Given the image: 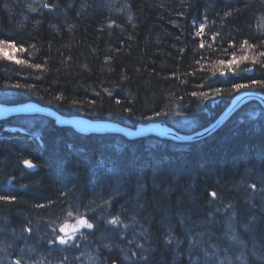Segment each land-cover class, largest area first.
Masks as SVG:
<instances>
[{"label": "trees", "instance_id": "obj_1", "mask_svg": "<svg viewBox=\"0 0 264 264\" xmlns=\"http://www.w3.org/2000/svg\"><path fill=\"white\" fill-rule=\"evenodd\" d=\"M45 2L52 11L41 6L37 15L23 20L12 9V0H0V39L22 42L18 47L25 48L24 52L12 49L11 60L0 58V103L16 106L34 101L63 116L111 120L132 128L162 122L189 133L209 126L240 91H257L264 96V87L252 84L253 79L264 80V58L258 57L264 51V21L259 20V15H264V0ZM200 23L205 29L197 37ZM244 41L255 47L241 48ZM245 52L249 58L237 71L251 68V72L236 75L218 63ZM16 59L25 63L16 64ZM33 63H40L41 68L30 67ZM122 76L127 79L122 80ZM218 77L232 78L222 83ZM234 83L249 87L234 91ZM17 84L24 89L29 84L33 87L26 91L15 88ZM213 88L221 91L214 93ZM104 89L111 90L112 96ZM201 92L209 96L202 98ZM55 95L64 98L56 101ZM89 100L94 104H88ZM176 106L193 121L191 129L172 122L169 112ZM124 108H131V114ZM23 159L34 160L38 166L34 173L25 174L28 170ZM69 172L74 174L69 176ZM258 173H264V109L256 102L243 105L211 134L184 143L151 136L128 140L106 132L78 134L40 116L14 115L0 120V185L16 197L11 204L0 202L2 224L24 228L29 217L62 210L64 204L75 201L73 196L78 199L83 192L108 196L117 179L122 181L120 189L131 190L127 192L131 198L142 183L148 189L136 204L146 209V214L140 209L141 219L153 223L148 264H180V260L174 261V248H166L162 240L168 227L176 237L183 236L182 241L191 228L187 220L197 218L201 232L211 233L206 228L208 223L212 225L208 193L217 190L239 211L242 207L235 188L241 189ZM12 177L15 185L9 186L5 181ZM153 178L158 188L166 190L164 197L148 186ZM122 199L119 196L116 202ZM37 204L44 207L37 208ZM220 204L217 201L216 206ZM114 207L113 202L111 212L116 215ZM131 209L136 207L131 205ZM181 216L187 228L182 225L184 229L179 230L172 222L179 219L181 223ZM252 218L258 221L245 219L243 225L252 240L264 246V215ZM215 236L213 243L234 256L235 243ZM244 241L246 246V238ZM245 246L242 253L248 250ZM113 251L109 259L105 256L106 264L115 263L109 262L117 249Z\"/></svg>", "mask_w": 264, "mask_h": 264}, {"label": "snow or ice", "instance_id": "obj_2", "mask_svg": "<svg viewBox=\"0 0 264 264\" xmlns=\"http://www.w3.org/2000/svg\"><path fill=\"white\" fill-rule=\"evenodd\" d=\"M43 8L52 11V6L49 3H45L42 5ZM29 10L35 12L36 9L29 6ZM228 15V13H225ZM39 23V21H37ZM205 25L203 23L199 24L195 35L200 37L204 32ZM18 43L14 40H10L9 38L0 39V58L11 60L13 59L11 55V50L16 49L19 52H24L25 48L20 46L18 47ZM262 45H264V41H262ZM231 46V45H230ZM247 46L248 49L254 48V44H249L248 41H244L241 44V48ZM203 47V44H201ZM183 52V49H181ZM258 57L264 58V51H260L258 53ZM247 52L239 58H237L234 54L232 58L228 61H219L224 68H227L229 71L235 72L236 75L241 74L242 72H251V68L239 69V65L244 61L248 60ZM200 61H197L199 63ZM257 62V57H252V63L255 64ZM16 64L22 65L25 63L24 60L16 59ZM30 67H34L36 69L41 68L40 63H33ZM111 71V69H109ZM221 75H224L221 72ZM39 79V77H37ZM122 80L127 79V77L122 76ZM252 84L256 85L259 84L261 87H264V80H252ZM33 85L29 84L27 89H24V85L17 84L15 88L17 89H24L26 91H30ZM249 87L243 83H234L233 90H240ZM107 95L112 96V91L109 89H104ZM212 91L214 93H219L221 91L220 88H213ZM99 95V93H97ZM193 96L196 93H192ZM202 98H207L209 94L207 92H201L199 94ZM62 95H55L54 100L62 101ZM121 101L119 99L116 100V104H120ZM77 102L73 101V106L76 107ZM88 104L93 105L94 101L89 100ZM123 111L125 113L131 114V108H124ZM183 112L176 110L174 113V118H180ZM160 115V113H157ZM77 122L84 126V121L77 120ZM22 164L25 169L28 170L25 174H32L37 169V164L34 162L33 159H23ZM87 170V168L85 169ZM63 172V168L61 169ZM74 173L69 172L68 175L71 176ZM5 183L9 186L15 185V177L9 178L5 181ZM122 181L120 179L116 180L115 187L109 192L108 196H104L102 193H95L93 195L92 201L85 205L83 203H73L70 207V210L67 212V217L73 218L75 223L72 225V230L69 233L66 231L67 225L64 223H58L59 220L63 219L62 217H55L54 219L50 217L49 222L46 227L50 228L49 231H45L44 236L46 238L45 242L49 249V254L52 253H68L72 249L79 248V241L80 240H87L90 235H95L96 230L100 227L101 223L105 225V232L113 233L115 236L119 238V244L114 245L112 242L103 244L104 248L112 249L113 247H120L121 252L123 254L122 259L127 264H148L149 256L148 253L151 251L149 248L145 247V241L149 236V229L144 228L141 224L140 219V209H143L144 205L140 204L138 208L134 209L127 217L122 216L119 212L116 215H113L111 212V207L113 201L122 195L120 191ZM154 185L156 184L155 178H153ZM260 184H261V192H264V176L260 177ZM21 187H24L21 185ZM146 185L142 183H138L137 185V196L136 199L140 198L141 193L144 191ZM254 190L256 189V185H250ZM68 195H72V193H68ZM211 199L208 201V205L211 206L216 204L217 201H222V195L217 191L213 190L208 193ZM73 200H76V197L73 196ZM0 202L11 204L16 202V197L13 195L12 192L7 191L3 185H0ZM37 208L44 207L43 205L37 204ZM232 207L231 204H227L224 206V209L220 207L216 208V212H220L222 210H227ZM84 208L85 211L81 212L80 209ZM125 209V205H121V211ZM75 214V215H74ZM185 221V217L181 216V224ZM137 225H140V229L137 230ZM3 229L0 228V232ZM23 233H28L27 239H31L34 234V229L32 227L31 221L28 222V226L22 229ZM130 234V235H129ZM205 235L204 232H196L195 235L192 234L191 230H188V257L190 264H200L201 258L195 255V249L201 248L203 251V264H215V260L219 259L216 256V247L214 245H210L212 247V253L210 254L207 249L203 248V236ZM200 237L201 239H198ZM105 237L101 236L103 240ZM143 238V239H142ZM3 239V237H0ZM228 239L234 243H240L238 237L235 233H231L228 235ZM126 240V245L124 244ZM181 241L177 239L176 235L174 234L173 228L171 226L168 227L166 232V240H165V247L170 248L173 244H175L176 248L179 249ZM8 247H11V244H8ZM137 249L138 251H133L132 248ZM30 251H35V249H30ZM0 252L7 253V247L0 246ZM243 253L241 256L236 257L237 260H242ZM68 255H63L62 257L58 258V264H68L69 261ZM75 259H79L78 257ZM89 261L91 264H100L99 259L97 257H93L91 255L88 256ZM179 259V253L174 256V261ZM11 264H29L28 259L25 258L23 253H21L15 260L11 261ZM36 264H44L43 260L36 261ZM51 264V261L49 262ZM115 264H120V261L117 260ZM220 264H224L223 261ZM231 264V261L228 262Z\"/></svg>", "mask_w": 264, "mask_h": 264}, {"label": "rangeland", "instance_id": "obj_3", "mask_svg": "<svg viewBox=\"0 0 264 264\" xmlns=\"http://www.w3.org/2000/svg\"><path fill=\"white\" fill-rule=\"evenodd\" d=\"M45 1L46 0H12V4H13L12 9L16 13H18V16H21L23 20H27L29 17L32 16V14L37 15L39 13L41 6L46 3ZM106 1H115V0H106ZM102 5H106V4H102ZM29 6H31L32 8H35L36 11L35 12L30 11ZM56 8H57V6H56ZM43 9L46 10L45 8H43ZM259 20H261V22L264 21V15L263 14L259 15ZM263 26H264V22H263ZM231 78L232 77H223V78L218 77V81L223 83L224 81L231 79ZM176 110L181 111L180 107L176 106V107H173V109L170 110V112H169V116H170L172 122L178 127H182L184 129H191L193 127V124H194L193 121L189 120L188 118L183 116V114H181L180 118H178V119L174 118V113ZM248 111L249 110H247L246 112H248ZM144 124H146V123H144ZM254 176H256V178L255 179L253 178L254 179V180L252 179L253 181H245V184L241 185V187H240L241 189L237 190L235 188V190L237 191L236 199H238V202L240 203L239 205L242 207V209H240L238 211L235 203L231 199H228V198H223V200L221 201V204H220L221 209H224V206L227 204L232 205V207L230 209H227L226 211L222 210L220 212H216V208H217L216 204L217 203L209 206V209L212 212L211 213V215H212L211 224L212 225H208V224H210V223H208L207 226H209V227L206 226V228L209 229L208 231H210L211 233L206 232V234L203 236V238H202L203 248L207 249V251L211 254L212 252L209 249L210 248L212 249V247H210V245H214L217 249L216 256H218V257L222 256L224 258V261H223L224 264H228V261H229V259L226 258V256L228 254L233 256V254L230 251H227L228 253H226V251H225V253H224V251L222 252L218 248V244L213 243V241L216 239L215 235H217V237H220L221 239H222V237H224V238L226 237L227 238L226 241L228 243H230L231 241L228 239V235L234 232L236 234V236L238 237V235L236 233V230H237L240 237H242L243 234L240 231L241 229L246 231L245 232L246 246L244 243L245 241H243V240L240 241V243H235V246H234V244H232L233 250H235L234 251L235 257H234V263H231V264H244L247 261V260L241 261V260L236 259V257L241 256V254L243 252V250L241 248H243V246H245L249 250V252H247V253L255 261H258L259 264H264V246H262L263 244L259 245L258 242L256 243L254 240H252L251 235L249 233V229L244 227V225H243V223L245 222V219L249 220L250 222H255L258 220H257V218H252V216L256 217L257 214L258 215L262 214V216L264 215V192H261V190H260L261 189L260 177L264 176V173H262V174L258 173L257 175H254ZM253 184H255L257 186L255 190L252 187H250V185H253ZM148 186H150L152 188V192L159 191L158 196L160 198L164 197V195L166 194L165 193L166 190L163 191L160 188H158L156 186V184L154 185L153 181L150 182L148 184ZM146 189H148V188L145 187L144 190H146ZM120 191L122 193V196L120 195V198L122 197L123 199H122V202L120 204L115 205L114 209H118V211H120L121 214H125V211H127L128 214L124 215V217H127L132 212L131 205L135 206L136 208L139 207L138 206L139 204L138 205L136 204L139 199H136L137 194H134L133 197L129 198L130 196L128 193L131 192L130 189L123 188V189H120ZM224 191L227 192V189ZM107 194H109V193H107ZM93 195L90 192H83V195H81V197L76 199L73 203H83L85 205H88L92 201ZM118 198H116V199H118ZM129 200L131 201V203H129ZM73 203L68 204V205L64 204L62 210L59 209V210L54 211V212L48 211L47 213H45V215H38L37 217L33 216L31 218L29 217V221H31L32 227L34 229V234H33L31 239L26 238L28 236V233H23L22 232L23 228H19L17 230L11 229V228H9L8 224L6 226H5V224H2V223H5V220L0 218V228L3 229V231L0 232V237H3V239H0V246L7 247V253L0 252V264H11V261H13V256H15L17 258L21 253H23L25 258L28 259L29 264H36V261H39V260H43L44 264H49L50 261H51V264H58V258L62 257L63 255L69 256L70 261L68 264H91V262L88 259L89 255H91L93 257H97L98 255H100V256L103 255V257H104V255H106L105 253H107V255L109 256L110 253H112L111 251H113L114 249H117V252H120L122 254L120 247H114L112 249H107V248L103 247V244L109 243V242H112L114 245L119 244V238L117 236H115L113 233L105 232V226H101V228H98L96 230L95 235H93L94 238H92L90 240L91 244L81 243V241H83V240L79 241V248L72 249L73 251L78 253L77 255L72 253V250L68 253H57L56 255L53 253L51 255L49 254V249H48V246L45 242L46 238L44 236L45 231L50 232V230H51L50 228L46 227L48 222H49V219H50V217L53 219L57 216L62 217L63 219L59 220L58 223L66 224L67 225L66 231H68L70 233L72 230V225L75 223V220L73 218L67 217V212H68V210H70V207ZM121 205H125V209L123 211H121ZM250 208H252V210H255L256 212L255 213L253 211L251 212L249 210ZM143 210H145V214H146V209L143 208ZM80 211L83 212V211H85V209L81 208ZM197 216H199V214ZM175 218H176V216L173 213L172 219L175 220ZM199 218H200V216H199ZM138 219H140L141 224L143 225L144 228L149 229V236H148L147 240L145 241V246L148 248V245L152 244V240H151V236H150V233H151L150 230L152 229L151 227H152L153 223L150 224V222H146L147 221L146 219L144 221V219H141V216H139ZM198 220L199 219H197V218H196V220H187V223H189L190 224L189 226L191 227V228H188V230H194V233H196L195 230L198 229L197 231L201 232V230H203V227L199 224L200 222H198ZM176 221L178 222L179 219H176ZM176 221H173L172 223L174 224L173 226L179 230L184 229V228H182V225L186 226V224H187V223L181 224L180 222L176 223ZM101 225H104V224L102 223ZM211 227H212V229H211ZM232 227L234 228V230ZM185 228H187V227H185ZM139 229H140V225H137V230H139ZM220 229H222V230H220ZM101 236H104L105 238L102 240ZM177 237L181 238L183 236L179 235ZM187 238H188V236H187ZM197 238L201 239L200 237H197ZM162 240H164V242H165L166 235H164V234L162 235ZM107 241H109V242H107ZM8 244H11V247H8ZM124 244L126 245V240H125ZM188 246H189L188 242H186L184 245H181V243H180L179 249L175 248L176 246L174 244L172 245V247L174 248L173 249L174 256L177 253H179V258H183L185 260V264H190L189 257L187 254L188 253ZM152 247H154V245ZM30 249H35V251H30ZM104 249H106V250L104 251ZM132 250L138 251L134 247L132 248ZM194 251H196L195 255L198 254V256L201 258L200 264H203L202 263L203 262V251L201 250V248H197ZM261 252L263 253V255H261ZM154 253H156V252H154ZM77 256L79 259H75V258H77ZM244 257H246L245 254H243L242 259H245ZM117 258H119V257H117ZM119 261L121 264H127L121 258H119ZM215 264H220V261L218 263L215 262Z\"/></svg>", "mask_w": 264, "mask_h": 264}, {"label": "water", "instance_id": "obj_4", "mask_svg": "<svg viewBox=\"0 0 264 264\" xmlns=\"http://www.w3.org/2000/svg\"><path fill=\"white\" fill-rule=\"evenodd\" d=\"M250 100H255L258 103H261L264 105V98L263 96L255 91V92H241L240 94L236 95L230 102L229 106L220 114L218 120L212 125L208 131H212L211 129L214 128L215 126L218 127V125L222 124L229 116L231 113H233L239 106H241L243 103L250 101ZM6 108V107H5ZM7 109V108H6ZM39 115L43 116L46 118H49L53 120L57 125L59 126H71V118H64V117H59L56 115L53 111L47 109V108H39L36 106L34 103H31L23 108L16 109V110H11L10 111L7 109L5 113L0 114V116H8V115ZM94 125H103V126H108L112 127L115 132H118L126 137H135V136H140V137H145L148 135H154L159 138H174L178 140H183V141H191L193 138L192 135H183V134H178L176 133L172 128L167 127L165 125H160L158 123H149L144 126L137 127L136 129H128L125 127H121L115 123H100V122H92V121H85L84 126L78 125L79 126V132L84 133V128L87 126L91 127Z\"/></svg>", "mask_w": 264, "mask_h": 264}, {"label": "bare ground", "instance_id": "obj_5", "mask_svg": "<svg viewBox=\"0 0 264 264\" xmlns=\"http://www.w3.org/2000/svg\"><path fill=\"white\" fill-rule=\"evenodd\" d=\"M241 92H245V91H240V92H238L237 94H235L232 98H231V100L236 96V95H238V94H240ZM248 92H254V91H248ZM260 93V92H259ZM261 94V93H260ZM262 95V94H261ZM263 96V95H262ZM263 98H264V96H263ZM231 100L229 101V103L226 105V107L222 110V112L227 108V106H229V104H230V102H231ZM249 102H256V103H258L257 101H255V100H250V101H247V102H245V103H243L241 106H239L233 113H231L230 114V116L232 115V114H234L237 110H239L243 105H245L246 103H249ZM31 103H34L36 106H38L39 108H47V109H49V110H51V111H53L56 115H58L59 117H64V118H66V119H68V118H71L72 120H71V123H72V127L71 126H60V127H67V128H70L72 131H74L75 133H78V134H84V135H86V134H89V133H92V132H96V133H114V134H118V135H121V136H123L124 138H126V139H128V140H132V139H134V138H140V136H135V137H126V136H124V135H122V134H120V133H118V132H115V131H112L113 130V128L112 127H108V126H103V125H94V126H91V127H89V126H87L86 128H84V133H81V132H79V126L78 125H80L78 122H77V120H82V121H92V122H100V123H115V124H117V125H119V126H121V127H125V128H128V129H136L137 127H140V126H144V125H146V124H149V123H158V124H160V125H165V126H167V127H170V126H168V125H166V124H164V123H162V122H149V123H146V124H139V125H137L136 127H134V128H132V127H128V126H125V125H122V124H119V123H117V122H114V121H111V120H91V119H88V118H85V117H82V116H79V115H70V116H63V115H60V114H58L55 110H53V109H51V108H48V107H45V106H41V105H39L38 103H36V102H34V101H29V102H27V103H25V104H22V105H16V106H10V105H5V104H3V103H0V114H2V113H5V111H7V109L10 111V109L11 110H16V109H20V108H23V107H25V106H27V105H29V104H31ZM263 109H264V105L263 104H261V103H258ZM7 109H6V108ZM221 112V113H222ZM220 113V114H221ZM220 114L214 119V121L209 125V126H207V127H205V128H203V129H200V130H198V131H192V132H189V133H180V132H178V131H176L173 127H170V128H172L176 133H178V134H183V135H192L193 136V138L191 139V141H183L182 139L181 140H178V139H174V138H169V137H166V138H160V139H167V140H171V141H173V142H177V143H184V142H192V141H195V140H198V139H200V138H203V137H205V136H207V135H209L210 133H212V132H214L218 127L217 126H215L214 128H212L211 130L212 131H208L209 130V128L212 126V125H214V123L218 120V118H219V116H220ZM15 115H17V114H15ZM21 115V114H20ZM9 116H14V115H8L7 117H9ZM21 116H27V117H35V116H39V115H21ZM229 116V117H230ZM254 116V115H253ZM40 117H43V116H40ZM228 117V118H229ZM4 118H6V116H0V120L1 119H4ZM44 118H46V117H44ZM227 118V119H228ZM47 119H49V118H47ZM226 119V120H227ZM225 120V121H226ZM53 121V120H52ZM224 121V122H225ZM223 122V123H224ZM222 123V124H223ZM54 124L55 125H57L55 122H54ZM175 125V124H174ZM221 125V124H220ZM57 126H59V125H57ZM219 126V125H218ZM156 137V138H159V137H157V136H154V135H148V136H145V137ZM144 137V138H145ZM142 138V137H141ZM117 201V199H115L113 202L115 203V205L116 204H120V203H117L116 202ZM122 201V200H121ZM114 211L116 212V213H120V211H118V209H114ZM121 214V213H120ZM126 214H128L127 213V211H125V214H121L122 216H124V215H126ZM35 223V222H34ZM233 228V227H232ZM17 230V229H16ZM220 230H222V229H220ZM233 230H234V228H233ZM99 231V230H98ZM241 232H242V237H240V235H239V233H238V231L236 230V233H237V235H238V238H239V241H244V238L246 237V235H245V230H243V229H241L240 230ZM9 232V231H8ZM234 233V232H233ZM92 238H94V236L92 235L91 236ZM113 237V236H112ZM113 239V238H112ZM115 239V238H114ZM222 239H223V241H225L226 242V240H227V238L225 237H222ZM107 242H109V241H107ZM81 243H89V244H91L90 243V241H86V240H83V241H81ZM101 243V242H100ZM105 243V242H104ZM230 243H232V241L230 242ZM234 243V242H233ZM97 245V244H96ZM234 246H235V244H234ZM231 247V246H230ZM114 248V247H113ZM211 252H212V249L210 248L209 249ZM225 250V249H224ZM223 250V251H224ZM222 251V252H223ZM228 251H230L229 249H228ZM235 251V250H234ZM249 251V250H248ZM111 252H114V251H111ZM72 253H74V254H78V253H76L75 251H73L72 250ZM226 253H228V252H226ZM53 254H57V253H53ZM106 255H104V257H103V255L102 256H100V255H98L97 256V258L99 259V262H100V264H106L105 263V261H107L106 260V258H105V256H107V253H105ZM118 255H119V258H121L122 259V256H123V254H121L120 252H117L116 251V253H115V257L117 256L118 257ZM228 256V257H227ZM226 256V258H228L229 259V261H231V258L233 259V263H234V257L235 256H232V255H230V254H228ZM78 257V256H77ZM109 257H111V255L110 256H108V259H109ZM15 256H13V260H15ZM114 258V257H113ZM111 259L109 262H115L114 261V259ZM244 258H246V257H244ZM70 261V260H69ZM69 261H68V263H69ZM221 262V261H224V258L222 257V256H220L219 257V259H217L215 262ZM228 261V262H229ZM241 261H245V259H242ZM127 263V262H126Z\"/></svg>", "mask_w": 264, "mask_h": 264}, {"label": "flooded vegetation", "instance_id": "obj_6", "mask_svg": "<svg viewBox=\"0 0 264 264\" xmlns=\"http://www.w3.org/2000/svg\"><path fill=\"white\" fill-rule=\"evenodd\" d=\"M182 238V237H181ZM181 238H179V240L181 239ZM186 242H188V238H186V239H183L182 241H181V245H184ZM146 247V246H145ZM176 248V247H175ZM247 252H249V251H246V252H244L243 254H245L246 255V258H245V260H247L244 264H254V263H256V264H259V262L258 261H255ZM247 256H248V258H247ZM118 257H119V255H118ZM114 259H115V262L117 261V260H119V258H117V257H114ZM180 260V264H185V260L183 259V258H179L178 260H176V261H179ZM203 263V262H202Z\"/></svg>", "mask_w": 264, "mask_h": 264}]
</instances>
